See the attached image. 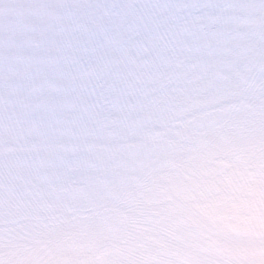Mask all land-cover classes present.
Returning <instances> with one entry per match:
<instances>
[{
	"label": "snow or ice",
	"instance_id": "obj_1",
	"mask_svg": "<svg viewBox=\"0 0 264 264\" xmlns=\"http://www.w3.org/2000/svg\"><path fill=\"white\" fill-rule=\"evenodd\" d=\"M196 33L174 0H11L0 9V246L139 264L141 234L181 211L162 173L193 149L264 165V0H215ZM58 49L45 80L70 107L33 120L22 48ZM79 153L78 176H50ZM76 171V170H73Z\"/></svg>",
	"mask_w": 264,
	"mask_h": 264
},
{
	"label": "clouds",
	"instance_id": "obj_2",
	"mask_svg": "<svg viewBox=\"0 0 264 264\" xmlns=\"http://www.w3.org/2000/svg\"><path fill=\"white\" fill-rule=\"evenodd\" d=\"M80 2L103 8L117 0ZM214 2L174 0L190 12L187 22L193 33L210 27L208 6ZM10 3L0 0V9ZM56 55L58 49L39 38L20 52L19 81L25 98L35 106V122L56 118L70 107L68 99L53 94L45 84L49 58ZM83 165L79 153L53 154L49 174L78 176ZM159 182L162 193L179 202L181 211L141 234L139 264H264V165L244 168L193 149L185 160L165 170ZM0 264H91V259L77 252L54 254L38 246H0Z\"/></svg>",
	"mask_w": 264,
	"mask_h": 264
}]
</instances>
